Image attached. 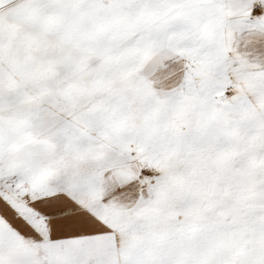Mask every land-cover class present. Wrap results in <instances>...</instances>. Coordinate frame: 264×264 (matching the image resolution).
Listing matches in <instances>:
<instances>
[{
  "label": "snow or ice",
  "instance_id": "obj_1",
  "mask_svg": "<svg viewBox=\"0 0 264 264\" xmlns=\"http://www.w3.org/2000/svg\"><path fill=\"white\" fill-rule=\"evenodd\" d=\"M0 264H264V0H0Z\"/></svg>",
  "mask_w": 264,
  "mask_h": 264
}]
</instances>
